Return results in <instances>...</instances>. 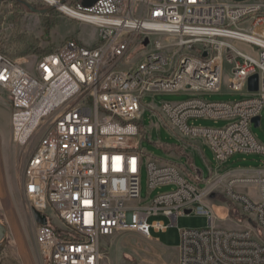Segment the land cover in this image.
Wrapping results in <instances>:
<instances>
[{
  "label": "built area",
  "instance_id": "2783aa9c",
  "mask_svg": "<svg viewBox=\"0 0 264 264\" xmlns=\"http://www.w3.org/2000/svg\"><path fill=\"white\" fill-rule=\"evenodd\" d=\"M64 5L77 12L73 18L96 28L95 46L65 40L40 55L30 70L0 52V88L10 101L12 140L22 156V192L43 264H102L105 239L120 230L130 227L152 239L151 228L164 231L191 212L208 215L209 226L181 230L178 264H264V144L252 133V120H261L264 108V0ZM233 41L251 45L255 54ZM224 62L230 66L227 87L244 91L245 98L191 97L147 108L175 137L201 140L218 164L236 153H253L261 156L262 166L229 171L225 176L232 178L225 183L223 177L211 181L188 173L184 165L145 156L143 97L217 93ZM126 63L130 66L122 68ZM253 74L258 89L250 92L247 80ZM40 114H50V121H40ZM196 118L228 123L198 126L190 122ZM143 168L150 190L172 187L147 204L139 200ZM235 184L253 185L258 197L237 191ZM219 185L246 225H214L213 215L224 218L207 199ZM32 210L44 215L46 224L37 223ZM158 215L170 224L149 223Z\"/></svg>",
  "mask_w": 264,
  "mask_h": 264
},
{
  "label": "rangeland",
  "instance_id": "374dc122",
  "mask_svg": "<svg viewBox=\"0 0 264 264\" xmlns=\"http://www.w3.org/2000/svg\"><path fill=\"white\" fill-rule=\"evenodd\" d=\"M18 0L0 1V52L24 65L28 70L33 68L36 59L54 49L68 39H74L88 46L97 44V31L93 25L80 22L75 18L62 13L63 4L72 5L76 0H64L61 5L45 13L33 12ZM36 7L49 9L50 4L43 0H24ZM61 1V0H58ZM233 44L248 54H255L251 45L240 41ZM135 54V52H134ZM136 58V55L134 56ZM133 58V60H135ZM132 60V61H133ZM129 63L121 65L128 68ZM230 66L224 62L222 66V85L217 93L194 94L157 93L145 95L142 99L143 107L140 123L145 128V137L141 139L140 147L145 156L151 154L160 160L184 162L185 158H178L173 150L178 139L159 120V117L150 111L147 106L159 107L163 102H181L191 97H200L206 101H237L245 98L243 92H233L227 87V77ZM191 123L206 127H224L228 121L224 119L196 118ZM252 133L256 139L264 144V108L261 111V120L258 127L252 125ZM203 157L194 156L195 167L208 175V168L218 166L211 149L205 145ZM262 158L259 154L236 153L229 158L227 167H241L244 170L251 167H261ZM212 176V175H211ZM220 175L211 177L212 180ZM22 156L19 148L12 140L10 124V101L6 91L0 88V218L7 227V246L12 249L8 264H43L39 258L33 241V222L26 209V198L21 187ZM226 183V182H225ZM203 186V184H201ZM171 186H162L150 190L147 187L145 168L141 172V187L139 200L147 204L159 192L171 190ZM250 197L257 198V191L253 185L242 187ZM208 202L219 208L218 215L222 217L228 208V215L220 220L213 215L214 225L217 227L234 229L246 225V217L240 215L239 209L231 203L225 195L222 185L214 189ZM136 204L137 201L132 202ZM160 220L170 224L168 217L161 215L149 218V223ZM56 222V220H55ZM209 226L208 215L191 212L179 216L176 225L166 230L155 231L150 229L152 239L142 236L135 229H122L114 236L105 239L102 264H178V250L180 232L183 229H203Z\"/></svg>",
  "mask_w": 264,
  "mask_h": 264
},
{
  "label": "crops",
  "instance_id": "0c3cea01",
  "mask_svg": "<svg viewBox=\"0 0 264 264\" xmlns=\"http://www.w3.org/2000/svg\"><path fill=\"white\" fill-rule=\"evenodd\" d=\"M177 139H178V142H177V144H174V147H173L174 153H175V155L178 158L184 157L185 161L184 162L172 161V162H176L178 164L184 165V167L186 168L188 173L201 174L204 179H206V178L211 179V177H213L214 175H220V177H223L224 182H227L229 179L232 178L231 176H225V174L227 172H229V171H238V172L239 171H247V172H249V171H251L254 168H258V167H251V168H247V169L244 170L241 167H227V164H228V161H229V159H228L226 162L218 164L216 169H212V171H213V175L212 176L209 175V171H208V175L205 176L204 173L202 172V170H200L199 168L195 167V164H194V161H195L194 156L197 153H198V155L203 157L202 148L205 146V144L199 139L185 140V139H182L180 137H177ZM168 161H171V160H168ZM243 186H247V185L235 184L234 188L237 191H239V192L246 193L244 190H242ZM215 207H217V206L215 204H213V209ZM226 214L228 215L227 210H226V213H224L223 216H225ZM220 220H223V219H220Z\"/></svg>",
  "mask_w": 264,
  "mask_h": 264
},
{
  "label": "water",
  "instance_id": "95a60500",
  "mask_svg": "<svg viewBox=\"0 0 264 264\" xmlns=\"http://www.w3.org/2000/svg\"><path fill=\"white\" fill-rule=\"evenodd\" d=\"M1 1V0H0ZM97 0H81V5L84 7H88V6H92ZM237 1H241V0H237ZM61 4L64 3V0L60 1ZM28 5V7L33 11V7L26 3ZM56 8L54 5H50L49 9H42L39 12L40 13H45L48 12L49 10H52ZM147 41H145L146 43ZM247 88L248 91L250 92H255L258 89V76L257 74H253L251 75L248 80H247ZM254 127H258L260 125V117L256 116L253 118L252 120ZM186 213H189V211H186ZM32 215L34 220L37 223L40 224H46V218L44 215L40 214L39 212H37L36 210H32ZM7 227L5 225V223L3 222V220L0 218V253L3 250V248L6 246L7 243Z\"/></svg>",
  "mask_w": 264,
  "mask_h": 264
},
{
  "label": "bare ground",
  "instance_id": "6f19581e",
  "mask_svg": "<svg viewBox=\"0 0 264 264\" xmlns=\"http://www.w3.org/2000/svg\"><path fill=\"white\" fill-rule=\"evenodd\" d=\"M43 1H45V2H47V3H49L50 5H54L55 7H57L56 5H61L59 2L60 1H58V0H43ZM61 6H63V9H59L58 8V10H61V11H67V13L70 15V16H72V17H76V16H78V14H77V12H75L72 8H68L66 5H61ZM69 9V10H67V9ZM40 121H50V114H40ZM212 208H213V206H212ZM219 208H214L213 210H215V213L218 215V213H219V210H218ZM219 216V215H218ZM223 216V215H222ZM224 217H226V215L225 216H223V217H221V218H224ZM127 229H129L130 227H126ZM125 228V229H126Z\"/></svg>",
  "mask_w": 264,
  "mask_h": 264
},
{
  "label": "trees",
  "instance_id": "16d2710c",
  "mask_svg": "<svg viewBox=\"0 0 264 264\" xmlns=\"http://www.w3.org/2000/svg\"><path fill=\"white\" fill-rule=\"evenodd\" d=\"M77 1L81 2V0H77ZM17 3H18V1H17ZM1 53H3V52H1ZM3 54H5V53H3ZM5 55H7V54H5ZM11 254H12V249H10L8 246L5 249H3L0 253V264H8V262L10 261V258H11Z\"/></svg>",
  "mask_w": 264,
  "mask_h": 264
},
{
  "label": "flooded vegetation",
  "instance_id": "af4514ba",
  "mask_svg": "<svg viewBox=\"0 0 264 264\" xmlns=\"http://www.w3.org/2000/svg\"><path fill=\"white\" fill-rule=\"evenodd\" d=\"M18 2L21 4V5H24L26 8H29L28 5L26 3H28L27 1H24V0H18ZM30 4V3H28ZM32 7H33V12H38L40 13L39 11L42 10L44 7H36L34 6L33 4H30ZM30 9V8H29ZM31 10V9H30Z\"/></svg>",
  "mask_w": 264,
  "mask_h": 264
}]
</instances>
